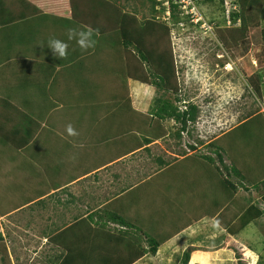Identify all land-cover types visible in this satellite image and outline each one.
<instances>
[{
    "label": "crops",
    "instance_id": "0c3cea01",
    "mask_svg": "<svg viewBox=\"0 0 264 264\" xmlns=\"http://www.w3.org/2000/svg\"><path fill=\"white\" fill-rule=\"evenodd\" d=\"M2 1L0 28L5 29L0 32V82L5 88L0 86L3 92L0 96L10 105L0 111V134L13 145L18 161L22 158L25 162L26 150H30L33 157L40 155L44 162H51L53 153L60 149V154L63 150L66 154L65 162L72 164L75 160L78 168L67 179L49 176L55 183L48 193L41 192L27 203L14 206L13 213L22 211L23 205L32 212L44 213L45 209H51L55 213V220L47 218L42 226L40 222L28 226L26 233L30 237L37 239L36 235L40 234L38 239H41L42 229L57 230L54 235L77 220L96 214L91 223L94 228L106 222L105 227L110 232H124L129 240L144 249L148 248V237L157 241L166 238L154 254L146 252L132 264H171L169 254L184 240L181 234L191 240L185 241L188 247L180 251L179 264H183V254L187 251L189 258L184 264H211L228 240L246 231L249 222L259 219L250 220L246 227L233 228L242 213L254 206L253 201L259 205L264 196L259 185L264 181L250 183L242 174L246 169L239 168L245 178L229 177L235 189L228 184L222 186L221 179L203 166L206 160L201 163L193 154L197 148L188 154L181 150L169 162L156 157L153 160L159 169L151 177L143 175L138 179L131 173V163L140 162L137 157L141 154L149 155L152 145L165 137L168 128L148 125L146 130L136 122V129L132 131L135 134L127 136L128 127H121L125 120L123 110L142 113L138 116L141 118L147 115L149 124H153L154 116L148 94L144 95V100L140 94L145 84L121 76L120 66L123 67L124 60L117 54L122 48H110L119 42L116 33L106 38L98 35L95 47L86 52L71 41L68 56L61 59L53 55L47 42L52 38L66 40L69 28L83 27L73 24L57 6V12L45 7L42 11L45 15L38 16L32 8L36 4L30 0ZM146 86L153 89L152 85ZM134 88L140 91L132 94ZM126 100L130 101L129 108L122 106ZM69 124L77 135L67 134ZM28 131H32L33 139L26 143ZM186 132L189 133V129ZM171 136L181 138L176 137L175 132ZM35 143L37 145L33 146ZM54 143L59 145L58 149ZM42 149H47L44 156H41ZM210 168L215 171L214 166ZM224 175L228 177L227 173ZM106 194L110 195L106 198ZM241 195L246 205L240 212L236 197ZM53 201L56 202L54 207ZM28 203L31 204L25 205ZM234 206L238 207L235 216L224 220ZM105 211L117 213L130 225L112 222ZM42 236L43 242L49 243L47 237L50 236Z\"/></svg>",
    "mask_w": 264,
    "mask_h": 264
},
{
    "label": "rangeland",
    "instance_id": "374dc122",
    "mask_svg": "<svg viewBox=\"0 0 264 264\" xmlns=\"http://www.w3.org/2000/svg\"><path fill=\"white\" fill-rule=\"evenodd\" d=\"M30 1L36 5L48 7L52 12H57L55 8L58 0ZM113 1L123 11L134 13L138 20L155 18L166 23L169 28V44L172 49L179 87L178 97L186 104L190 102L197 106V118L194 125L188 128L189 133L183 131L180 139L171 136V133L176 132L178 125L173 127L174 122L169 119L160 121L162 126L168 128V133L161 140L159 139L156 145H152V152L149 155L141 154L140 157H137V159H141L140 162L131 163V173L138 179L143 175L151 177L153 172H157L159 169L153 159L160 156L169 162L173 159L172 156L181 150L184 154L190 153L192 149L188 147L189 144L197 148L193 154L211 156L214 159L211 165L218 167L220 164L217 163V156L213 153V148L209 146L216 139L218 140L216 144H222L228 151V153H223V165L231 164L232 161L228 155L236 149L234 151L240 155L237 160L239 168L250 169L252 164L259 167L260 162L264 168V149L258 148L257 150L255 137H252L250 141H244L241 138H247L242 135L245 132L243 129L231 133L228 131L248 115L254 114V119L251 122L256 123L259 127L255 124L250 128L259 129L262 132V141L264 140V5L262 11L259 10L257 13V10H253L251 13L252 18L257 21V26L250 27L246 37L239 40L236 45H231L232 41L226 36L230 46H225L221 41L225 35L224 30L239 28L242 25L240 21L227 23V18L233 11V6L229 5L231 0H224L222 4L219 0H191L192 12L188 7L183 10L182 6L187 1L184 0L178 3L179 20L177 22L171 20L167 14L168 5L166 3L163 6L156 5L154 12H151L150 3L146 0ZM161 1L163 0H156L158 3ZM235 9L238 10V6ZM110 48H121V44L116 42ZM132 49L134 50V48ZM255 86H259L260 96L257 94ZM141 90L142 100H144V95L148 94L151 108L157 105L154 99L158 97L174 98L171 92L151 89L146 85L142 86ZM136 91L139 92L140 89L134 88L131 92L134 94L137 93ZM137 104L138 101H136V106L139 107ZM180 107L182 108V106ZM121 112L125 117L124 122H121V127H128L127 136L135 134L132 131L136 129L134 125L136 122L138 127L145 126L146 130L148 125H156L154 120H157V117H153V124H149L150 117L147 115H143L144 117L141 118L138 116L142 113H132L128 110ZM121 112L117 114L118 117L121 116ZM80 113L84 115L83 112ZM227 131L228 133H226ZM63 143L68 145L67 142ZM36 145L35 143L33 146ZM12 146L0 134V171L2 169L0 172V210L3 212L0 216V264H58L61 255L63 256L62 250L53 246L50 241L45 244L42 239V235L51 236L57 230H40L41 239H38L40 234L36 235L38 237L36 239L26 233L29 231L26 228L35 222H40V226H42L45 224L43 221H46L47 218L55 220V213H52L51 209H45L44 213L32 212L25 209L24 205L22 211L13 213L12 210L15 208L14 206L27 203L33 197L39 196L41 192L48 193L55 183L51 181L53 176L56 175L62 179L71 177L78 169L76 168L77 164L75 160L72 164L65 162L66 154L64 150L60 154L57 143H54V146L58 150L53 153L51 162L47 163L40 155L37 158L33 157V151L30 150H26L25 162L22 158L18 161L15 157V148L13 149ZM62 146L63 144L60 145V147ZM34 150L38 153V150ZM18 151L22 154L21 150ZM220 167L222 166H219V174L222 176L225 172ZM242 174L246 176L248 171L242 172ZM224 176L226 177V175ZM246 181H248L247 178ZM263 185H259L262 190H264ZM72 186L76 187L74 184ZM69 190H73V188ZM109 195L106 194L104 197L107 198ZM63 198L66 197L63 196ZM237 198L241 212L246 205L245 197L241 195ZM261 201L262 198L259 200V205H257L258 202L253 201L252 205L259 207L264 212V202ZM29 204L31 203L25 205ZM54 206H56L55 201L52 203V207ZM237 208V206L231 207L227 216L223 217L224 220L235 216ZM10 211L12 212L7 213ZM246 217L248 221L251 219L250 216ZM241 224L240 220L236 221L233 226L237 230ZM248 225L246 231H244L245 229L240 231L239 236H234V239L226 242V246L224 243L222 244L223 251H220V256H217L216 261L211 264H264V214L253 223L249 222ZM58 229L60 230L61 227L58 226ZM205 229L206 227L202 228V231ZM181 237H184V240L169 254L171 264H179L180 251L185 246L188 247V241L191 240V237L187 238V235L181 234ZM47 239L49 238L47 237ZM186 240H188L187 244ZM203 246L205 249L206 245ZM4 258L7 259L5 263H3Z\"/></svg>",
    "mask_w": 264,
    "mask_h": 264
},
{
    "label": "trees",
    "instance_id": "16d2710c",
    "mask_svg": "<svg viewBox=\"0 0 264 264\" xmlns=\"http://www.w3.org/2000/svg\"><path fill=\"white\" fill-rule=\"evenodd\" d=\"M146 1L150 3L151 12H154L156 5L163 6L166 3L168 5L167 9L170 19L174 22L179 20L178 3H180V0H165V2L163 0L159 3L156 2V0ZM223 1L224 0H219L221 4ZM3 3L4 2L0 0V5H3ZM229 5H231V7L238 6L239 9H233L227 20L233 23L240 21L242 25L239 28L224 30L225 35H223L221 41L225 46H230L227 41L228 39L232 41L231 45H236L239 40L246 37L245 35L250 27L257 26V21L254 20L255 18H252L251 13L253 10H257V13L259 10L262 11L264 0H231ZM255 5H257V7H255ZM38 6H40L41 9H39ZM57 7L66 15L67 19H70L73 24L77 26L97 29L99 35H104V38L110 37V35L114 33L118 35L122 51L119 49H116V51L119 50L117 55L120 59L123 58L124 60L123 67L120 66V73L123 79L130 78L143 84L153 85L157 90L172 93L174 96L173 99H164L161 97L154 99L157 105L151 108V114L157 117V120H154V124H156L159 129L162 127L160 121L164 119L172 120L174 125L179 126L178 130L175 132V136L180 138V133L182 131H187L188 126L196 121L197 106L190 102L186 104L185 101H182L178 97L179 87L172 49L169 44V28L166 23L162 22L163 20L161 22L155 18H146L142 21L138 20L134 13L123 11L113 0H58ZM32 8L34 13H37L36 15H45V13H42L45 7L40 4L33 5ZM2 30L0 28V32ZM132 48H134V50ZM114 57L116 58V56ZM0 86L5 88V85L1 84V82ZM255 90L260 96L259 86H255ZM2 93L3 92L0 91V95ZM9 105L7 100L2 97L0 98V111L2 108L4 109ZM128 105H130V101L128 100L124 101L122 104L123 107H127ZM180 106H182V108ZM253 119L254 114L248 115L228 131L231 133L243 129L245 132H243L242 135L247 139H241L250 141L252 137H255L257 150L258 148L264 149L262 132L259 129L250 128L256 124L251 122ZM228 131L226 133H228ZM10 135H13V133L10 132ZM28 135L26 143L33 139L32 131H30V133L28 131ZM222 138L223 136L221 139ZM217 142L218 140L216 139L212 141L209 146L213 148V153L217 156V163L222 166L220 169L222 168L224 172L227 173L228 177H224L223 175L220 176V165L218 167L214 166L215 171H211L210 165L214 161L211 156L200 155L197 157L201 159V163H203L204 160H206V162L209 161L207 163L204 162L205 164L203 166L206 170L215 174L217 179H221L222 186L228 184L229 187L234 190L236 186L229 177L234 175L245 178L241 175L237 165V160L240 155L237 154V151H234L236 149L232 150L233 152L228 155L229 159L232 161L231 164L229 166L223 165V153H228V151L222 144H216ZM188 147L192 150L196 148L191 144H189ZM45 154H47V149H42L41 156ZM251 167L250 169H246V171H248L246 177L250 180V183L255 185L264 181V168L261 166V162L259 167L254 164H252ZM262 184H264V182H262ZM262 201L264 202V196L262 197ZM215 207L217 211L220 209L219 202L217 205L215 204ZM104 214L109 217L112 222L115 221L122 225H130L128 221L115 212L105 211ZM263 214L264 212L258 207H249L240 217L241 226H245L250 220L260 217ZM95 215L96 214H90L88 216L89 218L77 220L71 226L50 236L48 241L60 248L63 252V256L61 255L58 264H132L146 252L154 254L160 242L166 239L157 241L154 238L148 237V248L144 249L139 243L129 240L124 232L118 234L110 232V230L105 227L106 222L101 223L98 228H94L91 223ZM246 216H250L251 219L248 221ZM233 228L236 229L235 227ZM183 257L184 264L189 258V252H184ZM6 260L7 259L4 258L3 263H5Z\"/></svg>",
    "mask_w": 264,
    "mask_h": 264
},
{
    "label": "clouds",
    "instance_id": "9594fccd",
    "mask_svg": "<svg viewBox=\"0 0 264 264\" xmlns=\"http://www.w3.org/2000/svg\"><path fill=\"white\" fill-rule=\"evenodd\" d=\"M232 9H235V6H233ZM66 35H67L66 40H62L59 38H52L47 42V46L51 49L53 55L61 59H65L68 56L71 41H75L76 45L82 51H85V52L94 48L97 43L96 38L98 37L99 32L97 29H93L90 27L89 28H69L67 30ZM148 85L151 86L150 84ZM152 87L155 88L153 85ZM190 125H194V123L193 124L191 123ZM66 132L70 136H75L78 134L70 124L66 127Z\"/></svg>",
    "mask_w": 264,
    "mask_h": 264
},
{
    "label": "built area",
    "instance_id": "2783aa9c",
    "mask_svg": "<svg viewBox=\"0 0 264 264\" xmlns=\"http://www.w3.org/2000/svg\"><path fill=\"white\" fill-rule=\"evenodd\" d=\"M184 1V0H180V3ZM186 3L182 6L183 10L186 9L188 7L189 11L192 12V8L190 7L191 5V0H187L185 1ZM167 14L169 15V12H167ZM230 21L227 20V23H229Z\"/></svg>",
    "mask_w": 264,
    "mask_h": 264
}]
</instances>
